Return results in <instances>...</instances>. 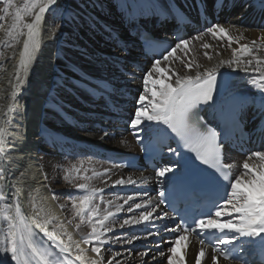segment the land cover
<instances>
[{
    "label": "snow or ice",
    "instance_id": "1",
    "mask_svg": "<svg viewBox=\"0 0 264 264\" xmlns=\"http://www.w3.org/2000/svg\"><path fill=\"white\" fill-rule=\"evenodd\" d=\"M258 2L260 10L264 12V0H258ZM0 3L4 5L0 7V22L8 17H11L12 21L8 26L0 23V29L5 32V38L0 39V46L10 47L12 42H18L21 36L25 37L16 66L17 82L12 85L11 101L6 111L0 112V180H3L5 175H13L8 165L17 159L10 153L16 151V142L20 139L18 132L14 130L18 110V105L15 103L18 90L27 83V76L41 48V42L38 39L41 23L45 14L58 4V0H23L19 5L15 0H0ZM222 6L223 0H212L213 9ZM247 6L253 7V4L249 3ZM117 7L123 10L122 16H126L130 22L138 21L144 15L145 9L153 11V14H159L154 11L157 9L156 4H141L139 0H122ZM206 7L205 4L202 10ZM159 8L164 9V5L160 4ZM170 9L171 5H168L164 11ZM26 16L33 17L31 22H25ZM233 28H236V25L230 24L229 29ZM229 29H225L220 24H211L195 39L201 40L205 34H211L218 40L226 38L231 47L234 40L239 43L241 36L229 35ZM140 35L151 47V39L144 33ZM259 41V43L254 40L251 44H239L238 48L231 49L232 58L230 60H220L213 67L200 71V64L191 54L190 40L178 36L174 46L169 45L163 49L159 54L160 58L152 61L151 69L142 73L143 91L139 93L135 101L137 106L134 114L129 118L128 127L133 130L137 143L141 144L143 143L141 131L146 125L150 142L153 133L162 136L172 134V138L176 139L178 145L194 154L195 161L206 166V169L212 170V176L209 178L202 177L197 172L189 175L179 161L170 162L155 169L157 181L161 185L189 190L202 181L211 184L212 188L203 197L200 207L191 214L186 213L181 216V222L176 224L175 219L170 218L167 212L161 209V205L168 202L167 197L172 195L164 187L158 191L157 202L149 197L142 203H136L133 196H128L123 204H120L115 200H105L103 197L105 189L94 187L90 183L93 178L107 177L110 169L105 168L103 172L93 169L92 176H87L81 175V169L83 173L88 172L87 168H83V162L79 168L75 165L71 168H64V180L72 184L78 193L77 196L70 197L73 214L79 218V223L75 225L76 232L83 243L91 245V251L96 254L95 257H88L85 254L86 250L80 246V242L73 240V234L68 232L63 224H55L51 231L48 229V225L58 219L54 213L50 210L44 213L41 209L35 217L31 218L30 222L19 204L21 188L16 183L0 182V264H126L125 260L118 259V257L130 256V250L113 251L110 256L105 257L102 248L107 251L106 245L116 243L121 246L132 245L138 240H148L149 237L159 236L161 231L173 234L175 238L167 242L172 246L167 248L166 253L160 251L161 243L155 245L158 256L152 257V264H156L158 257L165 255L167 264H188L187 252L190 249V235H195L200 245L195 254L194 264H202L209 245H211V264H219L221 258L225 261L239 260L241 264H248L243 253L254 255L257 249L264 253V151L250 152L242 162L243 170L233 179L232 170L237 165L223 162V144L221 143L223 132L217 131L220 125L210 127L203 123L202 118L196 114V110L202 105L217 104V95L226 88V85L218 80V69L227 64L229 67L235 65L237 70H242L250 76L249 82L257 89L260 96L259 111L261 117L264 118V56L257 54V49L264 48V34L261 35ZM201 47L210 49L212 45L202 43ZM178 51L185 59L177 55ZM203 54L208 59L212 58L208 51ZM244 57L249 59L245 60ZM170 58L180 61L182 67L186 69L195 68V75H180L168 65H166L168 71H165V68L160 67L161 60L167 62ZM21 72L25 74L23 77H21ZM153 73L160 75L153 79ZM172 77L175 78L174 83L170 82ZM150 83L152 87H149ZM250 106L256 107L255 99L251 101L233 99L231 103L225 102L220 105L218 115L226 126L237 127L241 116ZM161 125L165 127L161 129ZM104 135L108 133L105 132ZM120 143L126 144L127 141L121 139ZM142 150L148 152L149 146H145ZM162 151V147L153 149L154 153ZM168 152L179 154L172 147H168ZM250 161H259V163H250ZM113 166L120 167V165ZM73 173L80 175L84 182L73 183ZM23 175L21 173V178ZM21 178H17L18 181ZM44 179L47 181V174L44 175ZM136 182L131 177L127 179L120 177L108 186ZM10 188L14 189L11 203L7 202L8 195L6 194ZM97 197H99V203ZM101 205L104 206L101 207ZM125 205H128L129 214L140 210L139 215H129L119 224V228L123 229L125 226L144 228L145 235L131 234L105 239V234L114 232L115 221ZM60 207L63 209L65 205H60ZM42 213L43 218L38 219L37 217H41ZM164 221L168 223H163ZM168 224H173L174 227H169ZM147 225H151L155 231L150 230L146 227ZM82 226H87L89 231L87 233L81 231ZM34 228L39 229L51 243L47 244L37 240ZM180 241L186 242L185 255L176 254L175 245ZM73 248L77 253L74 258L71 256ZM150 252L151 249L145 246V250L137 254L140 264H144V258ZM252 264H255L254 260Z\"/></svg>",
    "mask_w": 264,
    "mask_h": 264
},
{
    "label": "bare ground",
    "instance_id": "2",
    "mask_svg": "<svg viewBox=\"0 0 264 264\" xmlns=\"http://www.w3.org/2000/svg\"><path fill=\"white\" fill-rule=\"evenodd\" d=\"M15 2L19 5L23 0H15ZM139 2L141 4H156L157 9L154 11L158 10L170 15L173 8L172 4L176 3V0H139ZM121 3L122 0H58V4L45 14L38 36L41 48L37 53L31 72L27 76V83L19 88L15 101L18 110L14 130L18 132L20 139L16 142V151L10 153L17 158L16 161L8 165L13 175H5L4 179L0 180L2 183H16L21 188L19 204L23 214L29 218L30 222L31 218L35 217L41 209L44 210V213L50 210L58 219L49 224L48 229L51 231L55 224H63L67 231L73 234V240L80 242V246L86 250L85 254L88 257H95L96 254L91 251V245L83 243L76 232L75 225L79 223V220L75 219L71 208L70 197H75L78 193H76L73 185L65 181L64 178L61 179L59 175L55 176L54 171L63 174V165L65 168L68 164L77 163L80 167V161L83 164L91 163L87 166L91 170L96 167L95 170L101 172L105 168L110 169L111 173L106 178L100 176L105 178L104 181L92 182L91 185L105 189L103 192L105 200H115L116 203L120 204H123L124 199L128 196H133L136 203H142L149 197L156 202V196L135 191L161 187L155 172L135 173L122 167H114L99 159L92 158L89 153L85 152V149H81V147H95L100 150L139 151L133 130L128 125L111 124L106 118L110 115L105 112L103 101L98 98L99 95L105 93L107 96L117 99L121 106L128 111L126 118H130L137 106L135 101L138 99L139 93L143 91V71L136 68L142 62L139 52L132 50L131 54H125L122 50V46L129 47L133 44L134 38L131 35V30L134 24L126 16H122L123 10L117 7ZM249 3H252L253 7H248ZM160 4L164 5V9L171 5V9L164 11V9L159 8ZM225 5V10L220 14L221 21L214 24H220L225 29H229L230 24H235L236 28L229 29V35L234 37L240 35L241 39L239 43L234 40L229 47L226 38L218 40L211 34H205L193 46L190 45L192 57L201 66L200 71H203L204 68L213 67L220 60H230L232 48H238L239 44H251L254 40L259 43V38L264 34V12L260 10L258 0H225ZM147 11L150 12V10L145 9L144 15L147 14ZM212 11L214 12V10ZM61 13H63L62 16ZM32 18L30 16L26 22H31ZM11 22V17H8L0 23L8 26ZM24 31L26 32V29ZM197 35L187 39L190 40ZM4 38L5 32L0 29V39ZM24 38L21 36L19 41L12 42L10 47L0 46V112L6 111L11 101L12 85L17 82L15 72ZM202 43H208L212 47L204 49L201 47ZM205 51L212 55L211 59L204 56ZM257 54L264 56V48L257 49ZM177 55L181 59H185L179 51ZM243 59L249 58L244 57ZM143 62H145L143 70L147 72L151 69L152 62L148 60ZM166 65L180 75H195V68L186 69L178 60L171 58L167 62L161 60L160 67L168 71ZM223 73L228 74L230 79L226 90L227 96L222 102L231 93L247 95L249 96L248 101L255 99L256 107L250 106L247 110L249 122L254 124L256 128L257 121L261 117L259 111L260 96L257 89L249 82L250 76L242 70H237L235 65L229 67L227 64L218 69V75ZM24 75L21 72V77ZM159 75V73H153V79ZM174 79L172 77L170 82L174 83ZM149 87H152L151 83ZM28 103L32 105L30 109L26 108ZM85 123L87 127L83 126ZM49 124H55L57 127L50 128ZM29 126L30 128H28ZM123 128H126V132L123 131ZM102 129H106L108 135L105 136V132L102 133L101 131ZM141 132H144L145 135L149 134L147 125ZM121 139L126 140L127 143L121 144ZM52 143L55 145L51 146ZM57 145L66 146V152H64L66 157L61 151L54 149ZM258 151H264V148ZM42 153L47 154V156L42 155ZM247 157L248 155L239 156L231 152L226 154L225 161L237 165L232 170L233 179L243 170L241 165ZM89 158L91 159L89 160ZM170 162H175L172 155L164 161L163 165ZM250 163H259V161H250ZM21 173L24 174L22 178ZM45 174L48 177L47 181L44 179ZM120 177L125 179L131 177L137 182L108 186ZM17 178H21V180L18 181ZM128 189L135 191H128ZM13 192L14 189L10 188L6 193L9 203L12 202ZM63 194L66 197H63ZM98 199L99 197H97ZM60 205H65V207L61 209ZM127 207L128 205H125L122 212L118 214L114 232L105 234V239L131 234L145 235L144 228H129L128 226L123 229L119 228V224L129 215H139L140 210H135L134 213L129 214ZM37 218H43V213L41 217ZM146 227L150 230L153 229L151 225ZM34 231L37 240L47 244L51 243L47 241L39 229L34 228ZM81 231L87 233L89 229L87 226H82ZM167 233L165 231L160 232L159 236L149 237L148 240L141 239L132 245L109 244L105 246L107 251L102 248V252L104 255L106 253L111 255L113 251L125 252L130 250V256L118 257V259L125 260L126 264H140V258L137 254L144 251L145 246H147L151 252L144 258V264H152V257L158 256L155 249L157 243H161L160 251L165 253L167 248L172 246L167 242L174 238L165 237L164 235ZM161 236L163 237L162 240L158 241ZM62 238L67 239L63 236ZM189 239L191 243L187 252V261L188 264H194L195 254L200 245L196 236L190 235ZM185 243V241H180L175 245L177 255H185ZM76 254L73 248L71 256L74 258ZM156 264H167V256L158 257ZM202 264H211V245L206 248V257L205 260H202ZM219 264H241V262L237 260L225 261L221 258Z\"/></svg>",
    "mask_w": 264,
    "mask_h": 264
},
{
    "label": "rangeland",
    "instance_id": "3",
    "mask_svg": "<svg viewBox=\"0 0 264 264\" xmlns=\"http://www.w3.org/2000/svg\"><path fill=\"white\" fill-rule=\"evenodd\" d=\"M4 5L2 4V3H0V7H3ZM30 16H26L25 17V22L27 21V19L29 18ZM59 32H60V29H59ZM197 40L195 39V37L194 38H191L190 39V45H192L193 46V44L196 42ZM74 94H76L75 92H74ZM28 107H26V108H31V104H29L28 103V105H27ZM50 126V128H54V127H57L55 124H49ZM54 125V126H53ZM23 127H24V125H23ZM26 127H27V125H26ZM25 128V127H24ZM42 155H46L47 156V154H43L42 153ZM39 161H40V159H39ZM41 162V161H40ZM80 162H82V161H80ZM42 164V163H41ZM89 164H91V163H85V164H83V166H85L87 169H88V172L87 173H83V170L81 169V175H87V176H92V170L91 169H89L87 166H89ZM94 164V163H93ZM73 165H75L76 167H78L79 168V165L77 164V163H72V164H68L65 168H71ZM84 167V168H85ZM99 168V167H98ZM63 169H64V165H63ZM94 169H97V167L96 168H94ZM97 172H101V171H97ZM103 172V171H102ZM111 172H109L108 174H110ZM115 172L113 171V174H114ZM53 174L55 175V176H58L59 175V177L62 179L63 177H64V175H65V173L63 172V174H60L58 171H54L53 172ZM113 176V175H112ZM112 176H109V177H112ZM106 178V177H105ZM105 178H103V177H96V178H93L91 181H90V183H92V182H102V181H104V179ZM72 181H73V183H81V182H84L81 178H80V175H77V174H75V173H73V176H72ZM63 197H66L65 196V194H63ZM99 200V199H98ZM98 200H97V202H98ZM101 207H103V206H101ZM76 220H79V218L78 217H76L75 218ZM106 256L105 257H107L108 255L110 256V254L109 253H106L105 254Z\"/></svg>",
    "mask_w": 264,
    "mask_h": 264
}]
</instances>
